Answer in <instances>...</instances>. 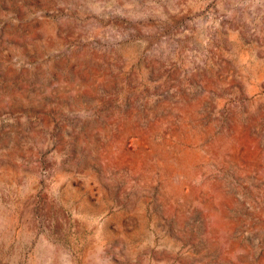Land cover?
<instances>
[{"label": "rangeland", "instance_id": "374dc122", "mask_svg": "<svg viewBox=\"0 0 264 264\" xmlns=\"http://www.w3.org/2000/svg\"><path fill=\"white\" fill-rule=\"evenodd\" d=\"M0 264H264V0H0Z\"/></svg>", "mask_w": 264, "mask_h": 264}, {"label": "bare ground", "instance_id": "6f19581e", "mask_svg": "<svg viewBox=\"0 0 264 264\" xmlns=\"http://www.w3.org/2000/svg\"><path fill=\"white\" fill-rule=\"evenodd\" d=\"M184 157V156H183Z\"/></svg>", "mask_w": 264, "mask_h": 264}]
</instances>
